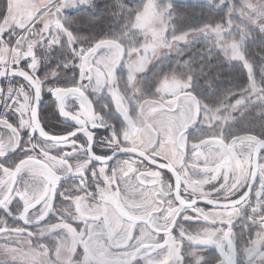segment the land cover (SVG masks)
I'll use <instances>...</instances> for the list:
<instances>
[{"label": "snow or ice", "instance_id": "1", "mask_svg": "<svg viewBox=\"0 0 264 264\" xmlns=\"http://www.w3.org/2000/svg\"><path fill=\"white\" fill-rule=\"evenodd\" d=\"M203 2L227 11L218 22L178 32L173 0H142L135 10L116 0L119 11L114 15H123L125 23L112 37L96 39L73 30L83 13L66 15L70 9L95 11V0H41L26 18H18L17 0H0V105L17 117L14 124L0 114V239L5 241L0 264H37L32 257L47 255L50 250L41 241L52 237H69L71 245L61 239L51 264H195L186 256L203 260L210 247L219 253L216 264H240L239 255L247 264H264V135L249 130L225 135L229 122L216 118L225 109L193 89L204 66L196 71L191 58L177 61L183 71L163 75L155 88L195 104V119L189 115L178 120L171 133L175 156L167 150V128L153 125L151 146L137 145L136 121L121 106L119 71L126 70L131 91L139 87L136 77L148 67L149 52L154 55L158 47V58L181 54L182 44L198 36L207 40L211 34L208 50H219L228 63L240 62L248 74V83L231 95L233 119L251 109L264 120V83L254 77L253 63L243 52L250 27L245 32L233 24L239 17L245 27L264 33V0ZM145 15L159 20L162 38L154 33L159 43L133 49L137 35L145 31L140 23ZM234 31L243 33L242 42H229ZM56 49L63 59L41 75L42 61H49ZM131 50L144 57L138 65L126 63ZM62 72L75 78L70 86L57 83ZM205 83L214 90L213 81ZM89 89L111 97L122 116L120 127L95 109ZM45 92L56 101L60 116L72 122L62 134L52 133L42 122ZM173 108L167 105L175 115ZM196 127L209 131L190 137L188 130ZM101 128L108 135L97 139ZM96 147L106 151L99 153ZM105 193L125 214L104 200ZM88 201L95 202L90 205L93 215L83 216ZM113 215L122 221L119 228L110 222ZM241 217L247 242L238 253L234 229ZM185 222H198L199 227L189 230ZM22 237L29 242L26 252L16 246ZM61 246L67 250L59 251Z\"/></svg>", "mask_w": 264, "mask_h": 264}, {"label": "trees", "instance_id": "2", "mask_svg": "<svg viewBox=\"0 0 264 264\" xmlns=\"http://www.w3.org/2000/svg\"><path fill=\"white\" fill-rule=\"evenodd\" d=\"M123 3L128 9L135 10L141 6L142 0H123ZM173 3L177 13L173 24L178 32L199 27L204 23L218 22L227 11L226 7L216 8L204 3L203 0H173ZM95 5V11L88 10L85 12L84 9H78L66 14L77 16L83 13L79 28L74 26L73 30L96 39L112 37L114 33L121 30L125 23L123 15H114V13L119 11L116 0H95ZM234 25L240 28L243 24L239 20H234ZM250 31L249 35L251 37L244 42L243 52L253 63L256 77L259 78L261 83H264V72H262V67H264V33L253 29ZM238 37L243 41L242 33L234 31L227 39ZM212 42L211 36L207 40L205 37H200L193 40L190 44L181 46L182 53H175L174 56L162 60L147 77L145 86L148 85L150 87L155 82L158 83L163 75L173 70L183 71L177 61H185L191 58L193 70L198 71L201 66L205 68V73L197 75L193 80L195 93L205 98L209 104L225 107L232 102V93L238 91V87L245 86L248 83V74L240 62L232 61L228 63L224 59L223 53L219 50L209 51L208 46ZM38 54H42V50ZM58 59H63V54L59 49H56L51 54L49 61L42 62L47 71H49L55 66ZM69 74L62 72L57 83H61L65 78L64 76ZM169 75L175 74L170 73ZM176 78L179 77L177 76ZM208 80L213 81L214 90L210 91L206 86L205 82ZM148 87H145L147 92ZM201 102L203 103V101ZM245 130L252 131L257 135H264V120L256 117L251 109L244 116H240L237 113L235 119L230 121L229 125L224 129L225 134H233Z\"/></svg>", "mask_w": 264, "mask_h": 264}, {"label": "flooded vegetation", "instance_id": "3", "mask_svg": "<svg viewBox=\"0 0 264 264\" xmlns=\"http://www.w3.org/2000/svg\"><path fill=\"white\" fill-rule=\"evenodd\" d=\"M45 72H47V69L44 67V64L41 63L40 67V74L43 75ZM18 79V78H14ZM0 83H3V79L0 78ZM61 86H70L71 84H63L58 83ZM92 91H88V95L90 96V99L92 100L95 109L102 115V117L111 123H114L117 127H120L121 124L123 123L122 116L117 112V110L114 107V104L111 100V97L107 95L106 92H101L96 95ZM139 98L135 99L133 95H129L128 99H122L123 102H121V106L130 114V116L136 121V128L134 130V136H135V142L137 145H147L151 146L149 144V141L152 140V137L155 134V130L150 131V124L149 122L153 121L152 115H149L147 107L149 105H152L150 101H147L149 99H144L143 98H148L147 96L150 95H143L139 94L137 95ZM182 97V96H181ZM182 98H179L181 100ZM160 100V99H159ZM180 102V101H179ZM179 102L177 104L173 102L169 104H173L176 112L180 110V105ZM184 103V102H182ZM168 104V105H169ZM158 108V120L156 119V126L160 127V101L157 102ZM178 105V106H177ZM195 105V104H194ZM107 106V107H105ZM195 110V115H196V108L194 107ZM0 114L6 115L10 122L16 123L17 122V117L11 113V112H5L3 105H0ZM40 116L42 119V122L45 124L46 129L51 131L54 134H62L66 132L67 130L70 129V126L72 124L71 121H67L64 118H62L59 114V112L56 110V101L51 97L50 93L45 92L44 93V98L42 99L40 103ZM155 122V123H156ZM209 131L208 129H202L199 127L196 128H190L188 130V134L190 137H198L204 132ZM96 135L97 139L100 137L108 135V130L107 129H97L96 130ZM225 135H231V134H225ZM26 138V137H25ZM167 150L170 155L175 156L176 150L173 147L172 140L169 139L168 144H167ZM95 151L102 153L106 151V149H102L99 147L95 148ZM241 167L239 163H237V168ZM158 177V174H157ZM134 179V178H133ZM64 183V182H62ZM152 184H156L157 180L151 181ZM104 200L106 201H111L113 206L117 208V211L123 215L124 209L117 204L113 196L105 193L104 194ZM94 201H88L85 205L82 206L81 209V214L83 216H92L93 215V208L90 207V205H94ZM201 207H204V204L201 202L200 204ZM107 211V209H105ZM246 214V213H245ZM243 217H241L240 220L237 221L236 226H235V232L237 234L236 237V248L237 252L239 253L240 250L243 248V246L247 242V233L243 232ZM11 222V218H10ZM110 222L113 224L114 227L119 228L122 221L120 220L119 216L113 215L111 217ZM185 227L188 228L189 230H196L199 227L198 222H185ZM251 230V229H250ZM64 239L68 244H71V239L69 237H52L46 240L41 241V243L45 244L46 246H51L52 251L54 249H58V244L60 243V240ZM191 248L190 245L185 243V251L188 252L189 249ZM204 253V259L198 261V264H216V262L220 259L219 253L215 248H208L207 251L203 252ZM238 259L240 261V264H246V257L243 255H239ZM186 260H194L196 264V259L195 257L192 256H186Z\"/></svg>", "mask_w": 264, "mask_h": 264}, {"label": "rangeland", "instance_id": "4", "mask_svg": "<svg viewBox=\"0 0 264 264\" xmlns=\"http://www.w3.org/2000/svg\"><path fill=\"white\" fill-rule=\"evenodd\" d=\"M41 2V0H17V5H19V7L17 8V13H18V18H26L28 15L31 14V7L35 6L37 4H39ZM230 3H239V4H246L249 2H254V0H229ZM78 9H70L67 11L66 14L71 13L73 11H76ZM239 11V10H238ZM245 18H246V14ZM236 20L240 21V18H236ZM140 23L142 24V26L144 27L145 31L143 33H140L137 35L134 43H133V49L136 47H144L146 43H151L152 41H156V43H159V40L156 39L155 36H153L154 33H159L161 34V38H162V30L160 27V22L157 18L152 17L151 15H145L141 20ZM234 24V21H233ZM248 27H250V30H258L256 29L255 26L252 25H248L247 27H245L244 25H242L240 28H243L245 32L248 31ZM250 34V33H249ZM243 35V33H242ZM211 36V34H209V37ZM202 38L204 36H198L196 39L198 38ZM195 40V39H194ZM229 42H236V43H240L242 42V39L240 37L238 38H230ZM185 44H182L181 46H183ZM175 52H170L167 54V56H161L160 58V49L157 47L155 50V54H151V52H149L148 56H147V60H148V64H147V68L145 70V72L143 73H138L137 74V82H138V86L139 87H133L131 91H127L126 88V70H121L118 72V77H120L119 83H120V92L119 95L121 97V102L122 99H128L129 95H133L135 97V99L139 98V94H143V95H150L147 96L148 98H143L144 99H149L147 101H150L152 103V105H149V107H147L149 115H152V119L153 121L149 122L150 124V131L155 130L153 128V125H156V119L158 120V112H157V102L160 101V127L161 128H167L169 131V139H171V133H173L175 131L176 128V123L178 120L182 121L184 119H187V117L190 115L192 117V119H195V110H194V103H190L189 101L183 100V98L181 97V95H178L177 97L173 98V97H169L167 95H165L164 93H157L155 91V88L157 87L158 83L155 82V84H153L152 86L148 87L145 86L146 85V79L149 76V74L153 71V69L164 59L169 58L174 56ZM126 59V63L128 65H138L139 63L142 62V60L144 59V57H142L141 55H139L138 53H136L134 50L130 51V54L125 58ZM238 62V61H235ZM43 63V62H42ZM254 68V67H253ZM70 75V74H69ZM64 76L65 78L62 80V85L63 84H71L74 82V77H71V75L69 76ZM254 77L257 79L258 82L259 78L256 77L255 71H254ZM178 79V78H177ZM149 80V79H148ZM145 87H148V92L145 89ZM143 90V91H142ZM89 91H92L91 89H89ZM98 93H95L94 95H96ZM179 98H182L181 100H179ZM160 99V100H159ZM175 104H177V102H179L180 110H178V112H176L175 110H173L175 112V115H172L168 109H167V105L171 102H173ZM184 102V103H182ZM202 103V102H201ZM219 108H224L225 112L223 116L220 117H216L217 119H220L223 122L227 121L230 122L232 121L233 117H232V113L233 111H235V105L234 102L232 101L231 103H228V105H226L225 107H219ZM213 115H215V111L213 112ZM156 122V123H155ZM234 134V133H233ZM105 209L106 206H105ZM5 241L0 239V245L4 244ZM71 245V244H69ZM18 248H20L23 251H27L29 248V242L27 240L26 237H22L20 238V242L18 245H16ZM47 248L50 250L49 253L47 255H36L33 256L32 258L36 260L37 264H51V262L53 260H55L57 258V251L58 249H54L52 251L51 246H47ZM67 249L64 248L63 246H61L59 248V251L64 252ZM203 259H204V253H202ZM196 264H198V261H200L201 259L196 258ZM246 264H247V258H246Z\"/></svg>", "mask_w": 264, "mask_h": 264}]
</instances>
